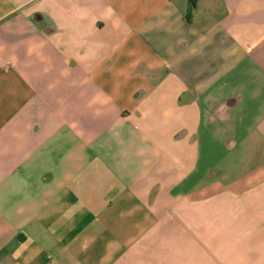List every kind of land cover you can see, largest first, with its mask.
<instances>
[{"label":"crops","instance_id":"obj_1","mask_svg":"<svg viewBox=\"0 0 264 264\" xmlns=\"http://www.w3.org/2000/svg\"><path fill=\"white\" fill-rule=\"evenodd\" d=\"M0 264H264V0H0Z\"/></svg>","mask_w":264,"mask_h":264},{"label":"rangeland","instance_id":"obj_2","mask_svg":"<svg viewBox=\"0 0 264 264\" xmlns=\"http://www.w3.org/2000/svg\"><path fill=\"white\" fill-rule=\"evenodd\" d=\"M204 16L206 18V19H204V21H208V20H210L209 18L215 20L214 18L219 17V14L218 13H214V14L212 13V14L209 15L208 13H205V14L202 13L201 16H200V18L201 17L203 18Z\"/></svg>","mask_w":264,"mask_h":264},{"label":"water","instance_id":"obj_3","mask_svg":"<svg viewBox=\"0 0 264 264\" xmlns=\"http://www.w3.org/2000/svg\"><path fill=\"white\" fill-rule=\"evenodd\" d=\"M191 2H192V3H194V2H195V0H191Z\"/></svg>","mask_w":264,"mask_h":264},{"label":"trees","instance_id":"obj_4","mask_svg":"<svg viewBox=\"0 0 264 264\" xmlns=\"http://www.w3.org/2000/svg\"><path fill=\"white\" fill-rule=\"evenodd\" d=\"M186 17H188V13H186Z\"/></svg>","mask_w":264,"mask_h":264}]
</instances>
